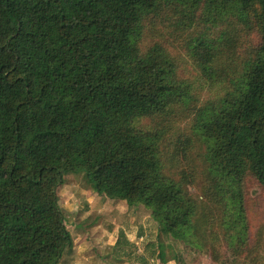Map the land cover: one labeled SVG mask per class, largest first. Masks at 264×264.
I'll use <instances>...</instances> for the list:
<instances>
[{
    "label": "trees",
    "instance_id": "1",
    "mask_svg": "<svg viewBox=\"0 0 264 264\" xmlns=\"http://www.w3.org/2000/svg\"><path fill=\"white\" fill-rule=\"evenodd\" d=\"M202 19L226 21L213 36L211 27H184ZM166 24L189 31L170 34ZM239 26L257 31L260 46L224 75L196 130L210 182L203 208L215 201L219 226L242 243L245 178L264 189V0H0V264H59L73 248L58 195L68 174L150 209L164 236L201 246L212 218H197L188 172L168 175L160 138L135 123L189 103L179 69L194 63L216 77L221 43ZM147 30L156 43L143 51ZM178 145L186 155L192 140ZM124 237L103 255L128 250Z\"/></svg>",
    "mask_w": 264,
    "mask_h": 264
},
{
    "label": "rangeland",
    "instance_id": "2",
    "mask_svg": "<svg viewBox=\"0 0 264 264\" xmlns=\"http://www.w3.org/2000/svg\"><path fill=\"white\" fill-rule=\"evenodd\" d=\"M198 21L200 23L196 27L189 22L184 27L197 30L198 27H211L213 36L222 31L224 27L220 25L226 20L219 25L203 19ZM167 27L170 34L189 31L176 25ZM150 32L151 30L146 31L142 41L143 51L156 43L154 34ZM258 35L257 31L249 32L240 26L238 32L232 31L227 40L221 43L220 61L215 66L218 70L215 71L217 76L214 78L196 71L194 63L183 65L186 69L181 67L178 75L192 87L190 102L179 103L161 115L144 118L135 123L142 131L160 138L158 143L161 142L163 159H170L166 166L168 175L180 179L184 177V172H188L185 185L189 194L195 200L198 199L197 218L204 213L212 218L211 229L207 231L208 227L205 226L206 235L201 234L206 237L205 240L199 238L201 246L194 244L196 240L184 243L164 236L152 218L150 209L143 205L129 207L125 201L98 195L83 174H68L58 189V195L74 246L64 254L59 264H264V189L252 175L245 178L246 240L239 243L237 239L229 238L231 231L227 232L224 226H219L222 213L218 204L214 201L213 210L209 212L203 208L205 200L202 197L208 192L210 182L207 178L206 145L196 130L199 110L209 102L219 99L223 93L221 89L228 82L223 79L224 75L233 76L245 59L253 58L254 52L260 46ZM183 136L192 140V148L188 149L186 155L178 145ZM183 141L186 142L187 139ZM217 221L218 224L214 223ZM122 234L125 235L123 240L138 239L140 242L138 245L131 243V247L120 255V262L115 261L111 249L104 256L107 248L115 245ZM160 243L164 247L167 258L165 261L159 256ZM105 260L108 261L104 262Z\"/></svg>",
    "mask_w": 264,
    "mask_h": 264
},
{
    "label": "crops",
    "instance_id": "3",
    "mask_svg": "<svg viewBox=\"0 0 264 264\" xmlns=\"http://www.w3.org/2000/svg\"><path fill=\"white\" fill-rule=\"evenodd\" d=\"M126 239L129 242L130 247H131V243L135 242V244L138 245V243L140 242L138 239L136 241H131L130 239L128 240V238H126ZM121 254L122 253H119L118 256H116V255L114 256L115 257V261L120 262V260L122 259V256H120ZM106 261H108V260H105L104 262H106Z\"/></svg>",
    "mask_w": 264,
    "mask_h": 264
}]
</instances>
